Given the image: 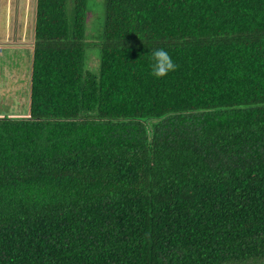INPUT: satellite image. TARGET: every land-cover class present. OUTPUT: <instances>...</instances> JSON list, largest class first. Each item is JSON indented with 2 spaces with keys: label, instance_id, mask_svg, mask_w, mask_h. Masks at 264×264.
Instances as JSON below:
<instances>
[{
  "label": "trees",
  "instance_id": "16d2710c",
  "mask_svg": "<svg viewBox=\"0 0 264 264\" xmlns=\"http://www.w3.org/2000/svg\"><path fill=\"white\" fill-rule=\"evenodd\" d=\"M89 9L35 0L0 264H264V0H102L97 40Z\"/></svg>",
  "mask_w": 264,
  "mask_h": 264
},
{
  "label": "rangeland",
  "instance_id": "374dc122",
  "mask_svg": "<svg viewBox=\"0 0 264 264\" xmlns=\"http://www.w3.org/2000/svg\"><path fill=\"white\" fill-rule=\"evenodd\" d=\"M71 6V1L68 0ZM88 38L97 40L102 27V0H89ZM35 0H0V115L29 111L30 66ZM86 66L96 68L98 55L88 50Z\"/></svg>",
  "mask_w": 264,
  "mask_h": 264
},
{
  "label": "clouds",
  "instance_id": "9594fccd",
  "mask_svg": "<svg viewBox=\"0 0 264 264\" xmlns=\"http://www.w3.org/2000/svg\"><path fill=\"white\" fill-rule=\"evenodd\" d=\"M151 59L154 61L151 65V74L157 78L167 76L169 72L175 71L178 67L163 48L154 50Z\"/></svg>",
  "mask_w": 264,
  "mask_h": 264
}]
</instances>
